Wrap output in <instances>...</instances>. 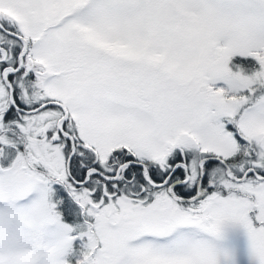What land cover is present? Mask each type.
<instances>
[{
  "label": "snow or ice",
  "instance_id": "6c2138e0",
  "mask_svg": "<svg viewBox=\"0 0 264 264\" xmlns=\"http://www.w3.org/2000/svg\"><path fill=\"white\" fill-rule=\"evenodd\" d=\"M0 264H264V0H0Z\"/></svg>",
  "mask_w": 264,
  "mask_h": 264
}]
</instances>
